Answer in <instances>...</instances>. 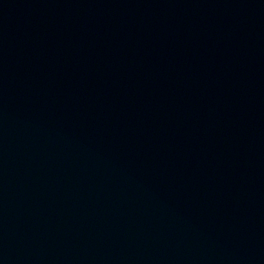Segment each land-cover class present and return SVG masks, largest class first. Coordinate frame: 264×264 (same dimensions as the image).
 Here are the masks:
<instances>
[{
  "label": "water",
  "instance_id": "obj_1",
  "mask_svg": "<svg viewBox=\"0 0 264 264\" xmlns=\"http://www.w3.org/2000/svg\"><path fill=\"white\" fill-rule=\"evenodd\" d=\"M0 264H264V0H0Z\"/></svg>",
  "mask_w": 264,
  "mask_h": 264
}]
</instances>
